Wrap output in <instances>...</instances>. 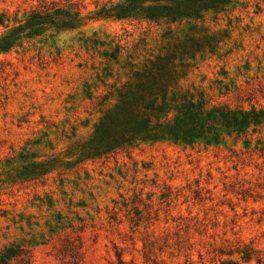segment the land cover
<instances>
[{
	"label": "rangeland",
	"instance_id": "rangeland-1",
	"mask_svg": "<svg viewBox=\"0 0 264 264\" xmlns=\"http://www.w3.org/2000/svg\"><path fill=\"white\" fill-rule=\"evenodd\" d=\"M118 1L0 0V264L264 253V0H200L199 18L161 25L104 17ZM168 31L195 49L134 78ZM191 102L210 107L203 133L176 139ZM211 109L255 119L239 136Z\"/></svg>",
	"mask_w": 264,
	"mask_h": 264
},
{
	"label": "trees",
	"instance_id": "trees-1",
	"mask_svg": "<svg viewBox=\"0 0 264 264\" xmlns=\"http://www.w3.org/2000/svg\"><path fill=\"white\" fill-rule=\"evenodd\" d=\"M200 0H119L117 3L112 4L109 8H104L101 10V13L104 14V17L114 20H132V19H146L156 25L171 24V23H182L188 22L198 16V8H200L197 3ZM195 39L189 34H181L180 32L168 31L164 34V43L161 47L160 54L155 57V61H152V58L147 60L143 64V68H139L133 65L132 76L136 79L138 78H151L156 80L160 76L168 75L171 72L175 73L176 63L178 55L180 53H190L189 50L195 49L194 46ZM8 43H5L3 46L7 48ZM2 50V46H0ZM120 52V47H115L114 54L116 55ZM171 67L174 68L171 70ZM171 71H170V70ZM158 71L160 74H157ZM166 71V72H164ZM130 88V85L128 87ZM129 93V92H128ZM128 93L119 92L118 97L123 102V104H131L132 101L126 99L129 97ZM133 94V92L131 91ZM149 101L151 108L157 102ZM210 108L209 106L196 104L191 102L188 107L184 110L179 111V120L174 128L173 134L176 139H183L196 136L199 133H203V126L199 125L195 127L196 121L195 118L204 113L205 110ZM220 113L221 118L228 123V129L237 130V134L240 136L242 134L246 135L251 126L252 120L255 118L248 119L245 117L243 120H239L236 117L233 118V124H231L230 117H228L223 112H219L215 109H211L209 114L212 115L213 120H218L217 117H214L213 114ZM255 113V112H253ZM149 124V121L147 123ZM248 142V139H247ZM246 142V144H247ZM222 253V252H221ZM224 254L228 255L231 258L224 259L221 261V264H240L249 263L256 261L259 264H264V253L255 247L252 243H238L235 247L233 246L225 252ZM237 255V259L232 258V256Z\"/></svg>",
	"mask_w": 264,
	"mask_h": 264
}]
</instances>
